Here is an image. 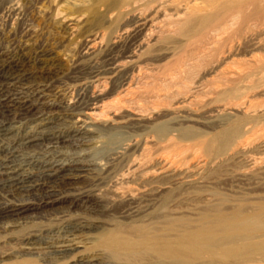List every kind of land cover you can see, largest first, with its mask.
<instances>
[{
	"label": "bare ground",
	"instance_id": "bare-ground-1",
	"mask_svg": "<svg viewBox=\"0 0 264 264\" xmlns=\"http://www.w3.org/2000/svg\"><path fill=\"white\" fill-rule=\"evenodd\" d=\"M50 1L52 21L71 36L83 34L88 56L102 44L117 48L134 39L135 46L104 76L76 84L89 94L68 98L62 104L65 117L44 116L24 132L11 123L0 126V187L29 191L43 188L45 181L71 185L89 178L94 164L79 161H47L39 176L26 169L43 154L37 146L48 144L47 155L71 145L92 147L99 131L116 129V123L146 132L124 151L167 142L194 152L176 162L146 152L144 163L134 162L121 175L106 203L152 199L159 205L139 209V225L115 226L82 240L71 237L51 246V254L67 264H264V206L248 210L206 194L204 175L231 161L248 171L264 169V0ZM170 59L173 67L159 73L158 64ZM2 72L0 82H17V74ZM44 89L45 84L37 85L36 99L55 106ZM149 93L156 97L151 107L139 105ZM257 98L262 101H253ZM22 105L20 112L28 114L31 105ZM161 107L175 116L171 126L148 122L160 116ZM194 122L212 132L186 125ZM10 138L18 139L11 151L4 146ZM182 189L191 192L182 195Z\"/></svg>",
	"mask_w": 264,
	"mask_h": 264
},
{
	"label": "rangeland",
	"instance_id": "rangeland-1",
	"mask_svg": "<svg viewBox=\"0 0 264 264\" xmlns=\"http://www.w3.org/2000/svg\"><path fill=\"white\" fill-rule=\"evenodd\" d=\"M51 4L50 0H0V71L7 75L17 74L15 76L17 82H13L15 84L0 82V126L11 123L24 132L31 127H37L43 119L65 117L66 112L63 111L62 104L68 98L79 93L86 96L89 94L78 90L76 84L82 80L90 81L96 75L104 76L110 65L119 59L123 60L129 48L135 46L134 39L117 48L102 44L97 47L94 54L88 56L83 34L71 36L65 26H58L52 21ZM172 60L159 63V73L171 69L174 63ZM234 68L232 66L231 69L230 66L228 70ZM23 74H26L28 79L24 80ZM41 83L45 84L44 94L46 98L48 97L47 101L49 103L52 101L55 106L42 105L40 100L36 99L37 85ZM24 84L29 85L27 89H24ZM148 95H145V100L137 103L142 105L143 102V105L151 107L150 103L156 100L155 93ZM23 101L31 105L28 114L20 112ZM253 101L258 103L262 99L257 98ZM164 109L161 107L160 116L154 115L148 122L152 125L168 123L171 126L175 116L171 115V112L165 113ZM196 120L207 121L198 118ZM186 125L206 133L212 132L210 127L196 122ZM115 126L118 128L100 130L93 139L94 146L88 148L71 145L50 151L47 155L45 151L48 144H41L36 147V151L39 149L38 152L43 154L37 157L36 164L26 169L29 175H32V172L38 175L41 164L47 161L59 160L66 163L79 161L82 166L94 164L93 175L89 178L71 185L45 181L43 188L29 191L0 187V264H67L64 259L52 255V249L49 248L61 246L73 237L82 240L89 235L102 234L104 229L115 226L129 228L139 225L143 221L141 218L143 215H138V210L159 205V200L142 199L133 203L134 205L114 206L107 204L106 199L115 183L121 179V175L134 162L144 163L148 154L151 157L155 156L154 158L161 157L176 162L188 160L194 152L183 148L177 150V146L173 147L167 142L150 145L147 150L132 147L124 151L129 142L141 140L146 132L128 126L119 127L122 125L117 123ZM17 138L6 139L4 146L10 151L16 149L19 139ZM7 140L12 145L6 142ZM221 165L213 166L205 172L208 182L206 194H214L228 205L248 207V210L264 206V169L248 171L239 161ZM43 178L42 176L41 179ZM189 192L191 191L186 189L180 190L182 195H188ZM180 193L179 190H175L174 195Z\"/></svg>",
	"mask_w": 264,
	"mask_h": 264
}]
</instances>
